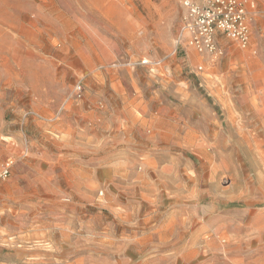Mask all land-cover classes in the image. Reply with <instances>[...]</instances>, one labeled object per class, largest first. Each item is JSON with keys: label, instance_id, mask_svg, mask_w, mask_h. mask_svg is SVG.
Masks as SVG:
<instances>
[{"label": "rangeland", "instance_id": "374dc122", "mask_svg": "<svg viewBox=\"0 0 264 264\" xmlns=\"http://www.w3.org/2000/svg\"><path fill=\"white\" fill-rule=\"evenodd\" d=\"M183 1L0 0V264H264V0Z\"/></svg>", "mask_w": 264, "mask_h": 264}, {"label": "built area", "instance_id": "2783aa9c", "mask_svg": "<svg viewBox=\"0 0 264 264\" xmlns=\"http://www.w3.org/2000/svg\"><path fill=\"white\" fill-rule=\"evenodd\" d=\"M183 7L181 37L196 51L213 54L218 50L219 38L234 40L243 48L249 45L250 21L256 8L253 0H184ZM10 169L7 164L0 176L7 178Z\"/></svg>", "mask_w": 264, "mask_h": 264}]
</instances>
